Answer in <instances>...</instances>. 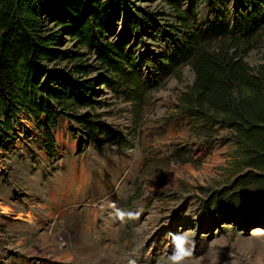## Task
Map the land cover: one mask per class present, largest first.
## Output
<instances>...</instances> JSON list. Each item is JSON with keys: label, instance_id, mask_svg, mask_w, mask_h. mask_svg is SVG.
<instances>
[{"label": "rangeland", "instance_id": "obj_1", "mask_svg": "<svg viewBox=\"0 0 264 264\" xmlns=\"http://www.w3.org/2000/svg\"><path fill=\"white\" fill-rule=\"evenodd\" d=\"M195 1L182 7L190 26L207 34L217 23L237 32L264 18V0L257 13L244 0ZM140 3L159 16L123 48L126 77L94 84L105 133L90 137L60 116L52 153L36 120L20 113L0 150V264H264V221H220L200 209L208 189L229 178L235 145L227 131L200 143L175 107L194 80L182 64L191 28L160 0ZM263 58L264 41L245 57L250 66ZM183 144L200 164L171 163L172 148ZM76 223L82 243L72 235Z\"/></svg>", "mask_w": 264, "mask_h": 264}, {"label": "trees", "instance_id": "obj_2", "mask_svg": "<svg viewBox=\"0 0 264 264\" xmlns=\"http://www.w3.org/2000/svg\"><path fill=\"white\" fill-rule=\"evenodd\" d=\"M160 1L191 28L182 64L190 65L194 80L177 95L178 113L200 143L210 146L227 131L235 145L229 178L208 189L200 209L220 221H264V58L255 66L245 59L264 41V18L237 32L217 23L207 34L190 26L182 0ZM244 1L255 13L262 6V0L259 6ZM158 16L140 0H0V150L13 136L20 113L36 120L52 153V130L60 116L84 126L90 137L105 133L95 112L94 84L110 83L121 73L126 77L123 48ZM112 31L118 40L109 38ZM97 68L102 73L90 76ZM137 99L140 124L142 99ZM170 157L175 164H200L186 144L172 148Z\"/></svg>", "mask_w": 264, "mask_h": 264}, {"label": "crops", "instance_id": "obj_3", "mask_svg": "<svg viewBox=\"0 0 264 264\" xmlns=\"http://www.w3.org/2000/svg\"><path fill=\"white\" fill-rule=\"evenodd\" d=\"M76 229L74 230V232H72V235L79 240L80 243H82L84 241V237L82 236V233L79 231V223H76ZM78 242V244H79ZM13 261V258H11L10 260H8V262ZM17 261V260H16ZM23 260H20V262H18V264H21ZM25 264H29V262H25Z\"/></svg>", "mask_w": 264, "mask_h": 264}, {"label": "bare ground", "instance_id": "obj_4", "mask_svg": "<svg viewBox=\"0 0 264 264\" xmlns=\"http://www.w3.org/2000/svg\"><path fill=\"white\" fill-rule=\"evenodd\" d=\"M127 156V155H126ZM31 218V217H30ZM30 221L32 220V218L31 219H29ZM259 230H261V228L260 227H258V228H256L255 229V231H259Z\"/></svg>", "mask_w": 264, "mask_h": 264}]
</instances>
